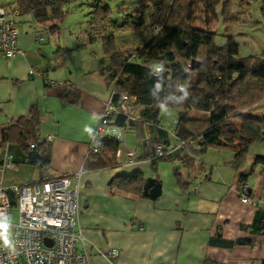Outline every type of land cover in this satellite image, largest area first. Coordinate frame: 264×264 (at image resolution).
<instances>
[{"label": "crops", "instance_id": "obj_1", "mask_svg": "<svg viewBox=\"0 0 264 264\" xmlns=\"http://www.w3.org/2000/svg\"><path fill=\"white\" fill-rule=\"evenodd\" d=\"M2 2L13 8L12 0ZM16 22L23 55L0 57V168L6 155L15 166L0 172L4 186L66 176L77 195L82 239L76 251L87 254L86 264H264V164L254 165L255 158H264V142L250 146L242 168L245 174L252 170L245 182L254 206L239 200L231 152L208 150L197 157L181 147L155 160L146 139L175 147L167 130L176 118L167 126H148V134L143 125L122 127L118 150L133 152V163L116 156L110 166H86L95 127L114 91L107 76L110 65L101 50L84 51V39L74 31L51 34L32 14H19ZM32 111L39 141L52 137L45 168L29 163L14 132L12 140L2 143L3 131ZM247 114L263 119L264 100ZM184 155L185 162L177 159ZM176 170L184 186L176 182ZM135 173L160 184V195L152 200L111 185L116 177ZM217 235L235 244L212 245ZM240 240L247 243L236 244ZM111 250L117 251L115 257Z\"/></svg>", "mask_w": 264, "mask_h": 264}, {"label": "trees", "instance_id": "obj_2", "mask_svg": "<svg viewBox=\"0 0 264 264\" xmlns=\"http://www.w3.org/2000/svg\"><path fill=\"white\" fill-rule=\"evenodd\" d=\"M67 2L12 0L10 5L21 15L32 14L36 22L46 27L49 33L57 34L61 30ZM233 2L139 0L134 9L135 21L124 29L138 31L146 23L155 34L142 45L136 46L117 44L115 36L108 33L106 28V24L111 22L109 7L96 3L91 10L85 44L100 42L102 54L110 62L107 76L109 83L114 84L115 97L124 93L136 98L138 108L134 116L129 120L122 115L115 116V126H157L162 110L159 106L166 103L168 109L177 113L174 137L167 131L168 137L177 143H184L183 148L197 157L208 150L231 152L233 159L229 166L237 173L240 188L252 173V170L247 174L242 171L248 149L253 144L264 142V118L257 119L247 114L264 100V56L240 57L239 44L231 36H224V43H218L217 34L210 29L211 25L216 22L218 15L224 22L230 20ZM260 13L264 20V0H261ZM153 65L163 69L161 77L151 75ZM181 85L187 87L189 95L177 104L176 98L182 95L178 91ZM37 124L38 117L34 111L28 119L18 118L3 131L2 143L12 140L14 132L17 134L15 140L28 154L29 163L45 168L50 164L51 145L39 141ZM150 142L169 146L161 141L150 139ZM119 145V140L115 138L95 140L94 151L88 155L86 166L106 167L115 164ZM185 157L188 156H178L177 159L185 162ZM257 164H264V158H255L254 165ZM175 179L180 186H184L177 170ZM150 180L144 179L141 173H135L116 177L111 185L143 195ZM247 196L251 198L248 191ZM210 243L227 247L235 244L222 240L219 235L211 239ZM242 243L247 241H236V244Z\"/></svg>", "mask_w": 264, "mask_h": 264}, {"label": "built area", "instance_id": "obj_3", "mask_svg": "<svg viewBox=\"0 0 264 264\" xmlns=\"http://www.w3.org/2000/svg\"><path fill=\"white\" fill-rule=\"evenodd\" d=\"M16 8L8 9L0 0V57L11 59L23 55L17 47L19 36ZM39 40V39H38ZM159 68L160 70H157ZM30 73H33L31 71ZM151 75L161 77L163 69L153 65ZM138 106L136 98L120 93L115 97L113 91L104 104L102 113L94 130L93 141L101 138L119 139L122 127L113 124V118L122 115L126 120L131 119ZM167 130L174 137L173 128ZM148 134V127L146 126ZM51 136L46 137L50 142ZM146 145L152 150L155 158L169 157L184 143H177L175 147L152 144L147 137ZM117 157H125L130 163L136 159L133 152H116ZM14 169L10 156L6 155L1 165L3 169ZM248 185L244 183L238 190L241 203L255 205V201L247 196ZM13 209L17 210V218L9 223V231L13 240V249L6 247L0 241V264H86V253H78L76 244L82 239L77 226L78 205L76 191L70 189V182L66 176L52 179L42 177L37 183L4 186L0 180V219L12 218ZM51 245L44 243V240ZM109 255L115 257L116 250Z\"/></svg>", "mask_w": 264, "mask_h": 264}, {"label": "rangeland", "instance_id": "obj_4", "mask_svg": "<svg viewBox=\"0 0 264 264\" xmlns=\"http://www.w3.org/2000/svg\"><path fill=\"white\" fill-rule=\"evenodd\" d=\"M233 1L230 20L224 22L223 18L218 15L210 29L217 34L219 44L224 43V36L233 37L239 44L240 57H263L264 20L260 13L261 0ZM138 2L139 0H68L64 6L65 17L61 23V29L69 30L72 33L76 32L80 41L84 39L85 44L91 10L97 3L101 6H108L110 9L111 22L106 24V28L108 33L115 36L117 44L142 45L151 35L155 34L153 29L147 27L146 23L141 25L138 31L124 29L127 24H132L135 21L134 9L137 8ZM85 47L84 51L91 50L100 53L101 50L99 41ZM104 60L106 66L110 65L107 58ZM174 118H177L175 110L160 111L159 122L163 126H167ZM12 213L13 217L9 219V223L15 222L17 218V210L13 209Z\"/></svg>", "mask_w": 264, "mask_h": 264}, {"label": "clouds", "instance_id": "obj_5", "mask_svg": "<svg viewBox=\"0 0 264 264\" xmlns=\"http://www.w3.org/2000/svg\"><path fill=\"white\" fill-rule=\"evenodd\" d=\"M157 70H160V69L157 68ZM156 87L158 89L159 84H157ZM178 91L180 93H182L181 96L176 98L177 104H180L181 102H183L187 98V96L189 95V92H188L187 87L185 85H181L179 87ZM159 107L164 111L168 110V105L166 103L161 104ZM85 131L91 133L92 130L90 128L86 127ZM0 241H2L6 247L13 249V240L11 238V233L9 231V219L8 218L0 219Z\"/></svg>", "mask_w": 264, "mask_h": 264}, {"label": "water", "instance_id": "obj_6", "mask_svg": "<svg viewBox=\"0 0 264 264\" xmlns=\"http://www.w3.org/2000/svg\"><path fill=\"white\" fill-rule=\"evenodd\" d=\"M160 191V184L154 182L153 180H150L148 181L147 187L144 189L143 196L153 200L160 195ZM44 243L47 245H51V242L46 239L44 240Z\"/></svg>", "mask_w": 264, "mask_h": 264}]
</instances>
